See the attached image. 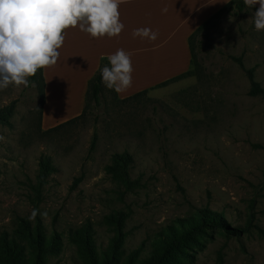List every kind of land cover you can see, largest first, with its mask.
<instances>
[{
	"label": "rangeland",
	"instance_id": "rangeland-1",
	"mask_svg": "<svg viewBox=\"0 0 264 264\" xmlns=\"http://www.w3.org/2000/svg\"><path fill=\"white\" fill-rule=\"evenodd\" d=\"M254 11L221 12L197 34L199 73L124 102L104 86L100 104L88 98L83 116L51 132L41 128L36 86L0 89V108L15 101L9 124H0V264H8L3 245L12 237H22L30 264L37 251L45 264H85L74 236L81 228L98 259L136 264L202 211L219 226L192 232L162 264H264V96L248 94L232 59L253 67L264 88V30H254ZM123 151L139 181L130 191L106 171ZM42 156L55 170L38 196ZM36 229L38 244L27 237Z\"/></svg>",
	"mask_w": 264,
	"mask_h": 264
},
{
	"label": "crops",
	"instance_id": "crops-1",
	"mask_svg": "<svg viewBox=\"0 0 264 264\" xmlns=\"http://www.w3.org/2000/svg\"><path fill=\"white\" fill-rule=\"evenodd\" d=\"M230 0H121L119 20L124 28L113 37L92 38L78 27L64 30L57 62L42 68L44 101L41 128H52L83 110L88 81L103 59L117 49L125 51L132 66L131 85L120 98L138 91H156L160 83L190 67L188 37ZM258 7V5H257ZM157 32L148 40L132 32L137 28Z\"/></svg>",
	"mask_w": 264,
	"mask_h": 264
},
{
	"label": "clouds",
	"instance_id": "clouds-1",
	"mask_svg": "<svg viewBox=\"0 0 264 264\" xmlns=\"http://www.w3.org/2000/svg\"><path fill=\"white\" fill-rule=\"evenodd\" d=\"M121 0H0V89L29 86L28 77L38 69L52 66L60 55L64 30L78 29L92 38L113 37L124 25L119 20ZM255 11L254 30H264V0H243ZM134 37L155 40L157 32L137 28ZM108 64L100 67L101 82L108 89L121 92L132 82L129 55L122 49L107 56ZM46 215V213H41ZM36 210L30 215L35 218Z\"/></svg>",
	"mask_w": 264,
	"mask_h": 264
},
{
	"label": "trees",
	"instance_id": "trees-1",
	"mask_svg": "<svg viewBox=\"0 0 264 264\" xmlns=\"http://www.w3.org/2000/svg\"><path fill=\"white\" fill-rule=\"evenodd\" d=\"M257 6H254L253 9L255 10ZM251 9H249L243 2V0H230L223 8L218 10L214 15H212L209 19H207L205 22H203L196 30L188 37V45L190 49V67L187 71L184 73L177 75L171 79H168L162 83H160L158 86H165L168 83L175 81L179 79L180 77L186 76V75H193L200 72L201 65L198 61V49L202 48L203 41L200 39H197V34L200 33L203 29H205L210 21L217 16L221 12H227L230 14H237L242 15L245 13H248ZM233 60H235L242 68H244L245 73L247 75V78L250 83V88L248 91V94L250 95H262L264 96V88L261 87L258 81L254 78V68H245L241 62L240 57H232ZM108 64L107 59H103L99 68L103 67ZM99 68L96 71V73L91 77V79L88 81L87 85V91H86V99L85 104L88 98L92 99L93 102L98 105L100 104L101 94L104 88V84L101 82V76L99 72ZM30 83L28 87H37L39 90V104H38V118L40 120L41 118V110L42 105L44 101V78L42 75V69H38L36 74L32 77H28ZM26 87V88H28ZM114 93V96L117 97L120 101H128L133 98H136L140 95H145L147 90L138 91L130 96L120 98L116 91L112 90ZM84 104V107H85ZM15 107V101L12 100L9 102V104L5 105L4 107L0 108V124H9V118L11 117ZM84 108L80 115L71 118L65 122H62L52 128L46 129L45 132H51L59 127L66 125L68 123H71L75 121V119L80 118L84 114ZM97 142V134L94 132L89 144L88 153H92L95 150ZM133 161L132 155L127 152H115L111 156L110 163L106 166V171L112 179L120 184L124 190L130 191L136 186H138L139 181L138 179H132L130 177V166ZM38 173L36 175V186H35V192L39 196L42 187L45 185L49 174L55 170L53 164L51 163L49 156H42L39 160L38 164ZM80 178H76L74 180L73 184H76ZM220 220L214 216V213L206 211H202L197 213L196 217L193 219H190L189 221H186L182 226L185 228L184 232H180L179 229H176V231L172 232L171 238L167 239L165 242V245H163V248L161 250L158 249H152L149 254L141 256L136 264H162L166 258L167 255L171 252H173L175 249H177L178 246L184 244L188 239L189 235L192 232H197L202 230L204 227H215L219 226ZM225 230L231 234H236L239 231H241L240 228L236 227H228L224 226ZM39 230L36 229V232L32 234H28L27 237L31 242L38 244L39 243ZM264 233V231H263ZM75 239L77 242L83 245L84 247V255L87 262L85 264H108L112 259V254L108 255L107 258L98 259L96 256V253L92 247L93 241L91 240V235L88 233V231L85 228H81L79 231L75 233ZM22 239V237H21ZM20 238L15 239L14 237L11 238L10 242H5L3 247L4 251L6 253V256L8 258V264H30L27 258V254L24 252V245ZM55 236H52L47 246L44 247L45 252H52L54 245L56 244ZM162 241V240H161ZM39 247V246H38ZM33 260L31 261V264H45L43 255L40 254L39 251L34 252L33 254ZM133 264V263H131Z\"/></svg>",
	"mask_w": 264,
	"mask_h": 264
}]
</instances>
